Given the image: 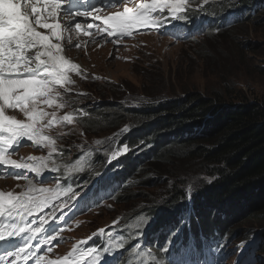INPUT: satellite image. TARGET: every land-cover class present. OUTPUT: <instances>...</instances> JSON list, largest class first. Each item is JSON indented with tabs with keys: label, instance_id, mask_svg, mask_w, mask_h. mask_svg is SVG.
Returning <instances> with one entry per match:
<instances>
[{
	"label": "clouds",
	"instance_id": "obj_1",
	"mask_svg": "<svg viewBox=\"0 0 264 264\" xmlns=\"http://www.w3.org/2000/svg\"><path fill=\"white\" fill-rule=\"evenodd\" d=\"M236 2L238 1L188 0L184 11L177 14L180 17L179 19L171 17L168 10L164 9L163 13L157 17V25H150L153 27L151 33L143 34L139 39L141 42L137 47H133L129 53L124 51L121 53L130 56L137 55V57L146 54L145 52L148 51V48L145 47L144 52L142 49L144 41L162 42L163 40H169L170 43L173 42L176 45H186L206 37L216 36L222 39L224 35L220 34L221 32L228 31L245 21L244 13L236 6ZM114 6L121 10V12L123 11V8H120L118 5L115 4ZM262 9H264V4L259 6L258 11ZM193 16H197L196 20L199 22L196 26L192 24L191 19H185V17ZM112 57L114 58V54H112ZM137 62L138 58L135 64ZM128 63L132 65L133 61H129ZM68 96L71 102L70 100H65L63 97L65 107L56 111L65 115L72 114L74 108L79 106L85 108V111L78 113L79 118L77 119L74 116L73 120V122L75 121L83 125L80 130L83 133L96 129V126L99 124L100 126H98L99 128L95 133L102 131L104 123L100 119L95 118L97 112L100 110H110V107L119 103L124 108L136 110L146 106L148 103L159 104L161 102L159 100H146L147 103L139 106H124L120 101L113 99L108 101L106 98L103 101H99L97 98L100 99V94H98V97L96 95L78 93L81 99L78 102L75 101L72 95ZM158 99L163 100L164 98ZM46 110L53 111V109ZM6 114L15 116L17 119H25L23 113L19 112L18 109L9 110ZM88 122H92L93 125L88 126ZM206 122L201 123L198 131H201ZM62 125H54L53 128L45 130V134L52 137L57 127H61ZM190 125L192 124L189 123L188 126ZM193 125H196V127L192 126L193 131L196 132L198 125ZM188 126H185L181 130L175 129L177 132H174V130L167 131L168 128L162 127L160 134H167L174 139L180 133L178 131L185 132ZM146 134L147 132L143 131L142 127L131 124L122 127L117 133H112L98 140L91 142L80 141L81 144L78 147L75 146L79 141L76 134L70 135L66 140H61L62 143L60 141L56 142L60 143V145L47 160V167L51 169L53 167L56 169L67 168L68 170L76 168L77 170L72 179L69 180L68 187L64 188V190L66 193L67 191L79 193V197L83 198L84 203H76L68 207L76 208L79 204L83 206L81 216L76 219H70L67 227L60 234L54 235L56 239L51 241L53 247L51 252L41 255L42 251H40L38 252L39 255L45 256L49 260L62 259L72 251L73 245H80L75 258L80 259L79 253L82 250L87 251L89 248H95L98 253L99 264H259L261 253L264 251L263 236L256 235L259 236L258 240L248 242L250 240H246L249 237L248 234L245 236L243 234L238 237H241V239L236 240L238 238L235 237L234 233L227 231L220 233L218 227L206 228L207 222H200L199 225L193 226L183 224V221L180 220V217L183 218V216L179 214H191V218H202L205 215L204 212L197 209L199 204L193 197L196 191L191 189L190 186L184 188L185 196L182 204L177 205L178 209L172 212L165 220H161L165 216L166 210L159 208L160 201H162V204L164 201L160 200L156 203L147 201L151 203L150 205L146 204L147 202L139 203L136 213L145 212L146 216L143 220L138 215H134L129 219L116 220L115 217L121 215L124 211L123 209H118L111 211V215L114 216L107 222L97 224V220L101 215H97V217L92 216L93 212H99L107 204L120 200L118 198L125 191L126 193L129 192V186L142 184L143 177L138 176L135 172L141 169L140 166L146 161L154 158L152 153L158 147L157 143L142 138ZM160 134L159 141H162ZM87 143H90L91 147ZM23 147L19 148L17 154L14 155L17 161L20 162H23L24 158L28 155L27 158L36 157L37 161H39L40 158L48 157L50 151L48 148H45L47 149L46 151L43 149L36 153H32L30 149L24 152ZM78 150L83 151L87 163L81 161L82 163H78L71 168L70 166L73 164L74 156ZM134 177L136 179L132 184ZM0 180L12 181L10 183L14 182L21 186L20 191L0 190L6 193L12 192L13 194H18L26 190L28 186V182L25 180L2 179L1 177ZM78 180L81 181L75 183ZM32 182L34 185L40 186L53 187L54 185V182L50 181L43 183ZM102 195L105 196V199L98 201V198H101L100 196ZM56 201L64 203L69 201V203H72L71 200H67L63 195H59ZM232 203H225L221 207L216 205V207L219 209L225 208L226 206L229 207ZM143 207H147V209ZM151 208L159 211V213L153 215L151 210H148ZM238 212L239 209L234 214L223 213L221 218L232 221L233 216ZM135 216L139 217L138 222ZM86 218L89 220L87 224H85L87 222ZM177 224H180V226L176 230H168L166 231L167 233L162 232V226L168 227L169 225ZM89 237L92 238L89 239ZM116 239L118 241L123 239L124 244H119L121 249L112 253V250L108 246L111 247V241ZM82 241H87V243L81 244ZM104 242H106L105 245L103 244ZM139 243H147V246H141ZM162 251L163 255H159ZM144 253H150L151 257L145 258ZM85 262L92 264V259L84 257L81 260V264H85ZM28 264H35V262L31 261Z\"/></svg>",
	"mask_w": 264,
	"mask_h": 264
},
{
	"label": "snow or ice",
	"instance_id": "obj_2",
	"mask_svg": "<svg viewBox=\"0 0 264 264\" xmlns=\"http://www.w3.org/2000/svg\"><path fill=\"white\" fill-rule=\"evenodd\" d=\"M112 2L119 4L123 0ZM66 3L67 0H0V165L27 170L37 177L42 176L47 160L56 151L55 140L46 135L45 130L54 125L71 124L74 120L71 113L56 114V110L65 107L58 89L65 93L70 91L67 87L72 83L69 73L78 71V66L62 55L64 49L60 41L65 39L64 32L72 27L76 17L91 16L93 23L101 19L98 14L93 15L99 12L95 6H90V11L77 8L73 12L72 8L64 10L63 4ZM186 3L187 0H140L134 7H124L122 12L103 18V24L110 27L97 26L96 31L101 34L107 32L109 37L131 36L136 29L156 26L157 17L164 9L171 17L179 19L177 14L184 11ZM61 14L68 16V23L55 22ZM49 20L53 22L49 23ZM92 27L93 24L89 23L85 34ZM38 28L47 29L50 34H43ZM75 28L80 30L81 24L76 22ZM53 39L57 42L53 43ZM74 46L80 47L79 44ZM15 109L23 113L24 120L6 115V111ZM24 138L33 145L47 147L49 157L40 158L38 163L36 157H29V162L9 159V150L14 151ZM51 171L55 172L56 168ZM10 174L17 175V178L20 176L18 173ZM59 188V185L56 189L37 188L30 179L27 189L18 194L0 191V242L15 248L0 255V264H9L10 258L11 264H28L29 261L35 264H81L84 257L91 258L92 264H99L95 248L80 252V259L75 258L80 245H73L72 251L62 259L49 260L34 251L31 241L37 239L36 234L42 232L44 225L54 216L56 206L53 201L59 197ZM46 208H52V212L47 218L40 217V227L26 224L29 217L42 213ZM25 233L28 235L22 238L23 247H16L13 238L22 237ZM53 239L56 237L49 235L44 243L50 244ZM84 243L87 241L81 242ZM35 247L39 248V242ZM48 251L52 249L49 247ZM143 255L151 257L150 253Z\"/></svg>",
	"mask_w": 264,
	"mask_h": 264
},
{
	"label": "rangeland",
	"instance_id": "obj_3",
	"mask_svg": "<svg viewBox=\"0 0 264 264\" xmlns=\"http://www.w3.org/2000/svg\"><path fill=\"white\" fill-rule=\"evenodd\" d=\"M231 1L234 0H228V2ZM233 28L236 27H232L228 31L220 33L226 35L225 40L220 39V37L217 38L216 36H213L200 38L196 42L186 45H176L174 43H170L169 45L165 46L159 45L158 43H153L147 47L148 52L146 54H142L138 59L137 64L133 65L129 63L106 60L105 53L103 54L97 51L89 50L84 57H76L74 59L80 66L81 59L85 60L90 65L94 64L98 68V71H96L95 67H90L84 63L85 69H87L88 72H92L93 74L85 76L86 72L83 70L81 77H70L72 83L67 85L70 91L67 93H65L63 89H59V91L65 100H70L68 95H72L75 101H81L78 93L96 96L100 94L102 98L98 96L100 99L97 98V100L99 101H103L107 98L106 100L108 101H111L112 99L120 101L124 106H139L143 103H147L146 100L149 99L148 95L151 93H145V89H147L148 86H153L158 90L156 87L165 83V88H168L169 90H164L162 93H155V95H158L160 98L166 97L170 100H175L180 96H184L183 90H186L189 93L199 92L200 96L205 94V97L202 96L201 98L207 100L205 98L210 97L208 91H212L214 88L217 89L219 85H222L221 95L225 96L226 94H230L236 105L240 106L241 102L246 101L248 103H257L259 104V107H262L264 105V9L258 11L251 20L242 24L238 29L232 30ZM234 37H236L237 40L244 41L245 43L243 50L245 54L242 55L244 57L242 63L231 60L232 54L222 49L223 44H228L232 46V49L234 50L233 53H236L237 50L234 44L231 43V40ZM220 66L221 69L230 71L227 72L229 75L214 81V74L212 73H216ZM145 71H149V73H144ZM153 72L157 73L158 76H153L155 75ZM104 81H111V84H114V87L111 89V86H107L108 83H104ZM101 83L104 86L101 85ZM97 88L101 89L97 90ZM73 89L75 91H73ZM108 90H115L117 93H107ZM109 95H112L116 98L109 97ZM158 100L162 101L161 99ZM121 108H123V106ZM223 109H225V105H222L219 108L216 107L212 110L214 113L210 114L209 116H213L212 118H215L216 115ZM81 111H85V108L80 106L74 108L72 115L78 119V113ZM102 113L112 112L106 109L102 111ZM56 114L58 116L63 115L61 112L57 111ZM122 114V118L119 121L122 119L124 120L121 123H118L119 121L114 120V122L111 124V129L96 133L95 131L99 127L89 132L86 131V133H83L80 131L83 127V125L80 123H76L74 121L72 124H63L61 127H57L54 135H52L53 140H55V147L57 148L60 143H62L61 140H66L70 135L73 134H76L79 140L75 145L78 147L81 144L80 141L91 142L98 140L112 133H117L124 126L136 123L133 120H130L129 116L125 117L126 115H124V113ZM95 118L100 119L101 117L95 116ZM200 125H198L197 131L195 132L198 138L199 136L210 135L211 132L217 131L218 129V126L215 125L214 122H206L204 127L201 128V131H198ZM107 127L108 126L106 125L103 126V128ZM190 127H192V125L188 126L187 129ZM174 132L177 131L174 130ZM160 136L161 140L164 142L165 140L173 139L167 134H160ZM202 138L209 139V136ZM57 141H60V143H56ZM203 141L208 144L205 140ZM87 145L91 147L90 143H87ZM166 146L170 145L168 144ZM170 147L173 148L172 150L175 152L176 160H174L172 163L165 164V166L173 164V166L170 167L166 166V172H168V174H162L163 178H160L159 181L158 179H154L155 186L151 188L149 195L151 198L155 197V201L165 200L166 194L163 192V188L158 185L160 183L169 184L171 180H174V174H172L174 173V170L178 171V169H182V178L184 180L189 179L187 181H193V179H195L193 175H195L194 173H196V170L198 169V167L194 165L193 162L192 164H188L189 162H184V157H182V154L179 153L174 146ZM163 159L164 158H160V160ZM146 162L144 165L149 163ZM135 174L141 176L142 173L140 171H136ZM198 175H201L199 178H207L206 174L198 173ZM135 179L136 177L133 178L132 184L134 183ZM81 180L75 182L78 183ZM10 182L12 181L0 180V190H21L20 185ZM141 185L142 184L138 186L133 185L131 191H136V189L141 187ZM190 185L197 187L196 181L192 182ZM125 193L126 191L118 199L121 200ZM120 200H116L110 204H107L106 207L101 209L99 212L92 213V216L95 217H97V215H101V217L97 220V224L107 222L114 216L111 215V211L118 209H123L124 211L121 215L115 217L116 220L129 219L134 215H138L141 220L145 218V212L136 213L138 204H135L133 196L129 197L125 202H119ZM146 204L150 205L151 203L147 202ZM161 205L162 201H160L159 207ZM143 208L147 209V207ZM247 208L245 206H239V208H237L239 209V212L236 213L232 219L234 220L238 217L239 219L234 223L231 230L232 233L235 234L236 238L242 236L243 234L244 236L248 234L249 237L245 239H250L248 241L250 242L252 240H258L259 236L256 235H261L264 237V214H262L260 217H256L252 216L251 213L248 212L242 216V213L248 210ZM220 209L221 210L219 211H223L225 214H234L237 210L228 207ZM154 213H159V211H155ZM138 216H135L137 222L139 221ZM86 219L87 222L85 224L89 222L88 218ZM201 220V218L190 217H184L182 219L183 224L192 226L199 225ZM175 227L176 225L174 228ZM239 239H241V237L236 240ZM139 245L145 247L147 246V243H139ZM259 264H264V251L261 253V261Z\"/></svg>",
	"mask_w": 264,
	"mask_h": 264
},
{
	"label": "trees",
	"instance_id": "obj_4",
	"mask_svg": "<svg viewBox=\"0 0 264 264\" xmlns=\"http://www.w3.org/2000/svg\"><path fill=\"white\" fill-rule=\"evenodd\" d=\"M236 6L244 13V20L232 30L238 29L242 24L251 20L258 12L259 6L264 4V0H236ZM261 1V3H260ZM239 3V4H238ZM226 39V35L223 36ZM231 43L236 48V53H233L232 46L223 44V50L228 51L231 60L235 62H243L244 57V41L232 38ZM230 71H225L218 68L214 74L213 80L228 76ZM144 73H149L145 71ZM152 73V72H150ZM155 72H153L154 74ZM227 73V74H226ZM147 75V74H146ZM148 76V75H147ZM153 76H158L157 73ZM160 77V76H159ZM180 83V82H179ZM178 83V85H179ZM103 85V84H101ZM114 84L108 83L107 86L114 87ZM104 86V85H103ZM118 87V86H115ZM183 87V86H182ZM155 89L153 86H148L145 93L148 95V100H158L160 98L155 93H162L165 88V83L158 85ZM222 85H219L214 90L208 91L209 98L204 100L205 94L200 96L199 92L189 93L183 90L184 96H180L175 100L163 99L158 103H148L146 106L138 109L121 108V104H116L109 109L112 113L97 112L100 120L104 125L102 131L111 129V124L114 120L119 121L122 118V113L125 117H130L134 124L142 127L147 134L142 138L150 140L158 144L156 150L153 151V160L147 161L146 165L140 166L142 174V185L136 191H131L133 185L128 187L129 193H125L119 202H125L129 197L133 196L135 204L139 205L141 202L150 201L156 203L155 197L151 198L149 192L155 186L154 179L163 178L162 174H168L165 164L172 163L176 160L175 152L170 146H174L179 153L182 154L184 162L193 164L198 167L193 181H187L182 178V169L174 170V180L169 184L160 183L158 186L163 188L166 198L163 204L159 207L161 210H166L165 216L161 220H165L172 212H175L180 204H182L185 196V187L190 186L195 190L193 194L196 202L199 204L197 209L204 212L201 222H207L206 228L218 227L220 233L227 231L232 233L234 223L239 219L233 221L222 219L224 213L217 208L223 206L225 203H231L225 208L236 209L239 206H245L248 210L242 213V216L248 212L252 216L260 217L264 214V105L259 107L257 103L241 102L238 106L232 100L230 94L221 95ZM101 88H97L99 90ZM182 89V88H181ZM184 89V87H183ZM107 93H117L115 90H108ZM224 93V92H223ZM111 97H113L111 95ZM116 98V97H113ZM226 105L225 109L220 111L215 118L209 115L214 113L212 111L216 107ZM122 112V113H121ZM214 122L218 126L217 131L211 132L209 139H203L205 136L195 135L193 127L180 132L173 140L159 141V134L162 127L168 128L167 131L175 129H183L189 123L196 127L202 122ZM124 119L119 121L121 123ZM92 126V122L87 123ZM100 126L97 125L96 127ZM205 140L208 144H206ZM209 140V141H208ZM211 141V142H210ZM167 143L170 146H166ZM205 143V144H199ZM160 158H164L160 160ZM199 174H206L207 178L200 177ZM180 175V176H179ZM196 181V186L190 185ZM135 194V195H134ZM210 201V202H209ZM157 206V205H156ZM159 206V205H158ZM233 206V207H232ZM138 208V207H137ZM164 208V209H163ZM151 213L156 210L151 208ZM225 214V213H224ZM211 224V226H210ZM169 225L168 227L176 230L180 224ZM210 226V227H209ZM168 230L167 228L165 229Z\"/></svg>",
	"mask_w": 264,
	"mask_h": 264
},
{
	"label": "bare ground",
	"instance_id": "obj_5",
	"mask_svg": "<svg viewBox=\"0 0 264 264\" xmlns=\"http://www.w3.org/2000/svg\"><path fill=\"white\" fill-rule=\"evenodd\" d=\"M14 172H15V171H12V170L10 171V173H14ZM75 183H77V182H75ZM53 229H55V228H53ZM167 229H168V230H174L173 228H170V227H167ZM168 230H167V231H168ZM51 231H52V227H51ZM165 231H166V230H165ZM21 241H22V240H21Z\"/></svg>",
	"mask_w": 264,
	"mask_h": 264
}]
</instances>
